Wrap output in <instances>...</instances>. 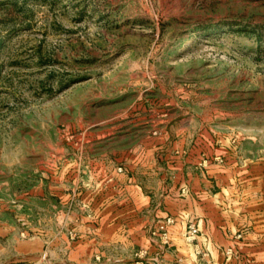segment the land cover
<instances>
[{
  "label": "rangeland",
  "instance_id": "1",
  "mask_svg": "<svg viewBox=\"0 0 264 264\" xmlns=\"http://www.w3.org/2000/svg\"><path fill=\"white\" fill-rule=\"evenodd\" d=\"M99 254L264 264V0H0V263Z\"/></svg>",
  "mask_w": 264,
  "mask_h": 264
},
{
  "label": "crops",
  "instance_id": "2",
  "mask_svg": "<svg viewBox=\"0 0 264 264\" xmlns=\"http://www.w3.org/2000/svg\"><path fill=\"white\" fill-rule=\"evenodd\" d=\"M182 228H183V223H177V224H175L172 228H171V230H173V232H175L176 234L178 233L179 234V232L182 230ZM95 243L96 244H100V243H97V241H95ZM102 243V242H101ZM91 244V241H89L88 239H86L84 242H82V243H80L79 244V249L80 250H84V255L85 256H87V253L85 252L86 250H89V249H91V247L89 246ZM181 244V245H180ZM178 243L177 245H176V247H177V249H182V248H184V249H186V250H188L189 249V247L186 245V244H183V243ZM182 246V247H181ZM100 248H101V246H99ZM94 249L96 250V251H98V249H97V247H96V245H94ZM120 254H117V256L118 257H116V258H112V260H110V261H107L104 257H103V255H101V254H99L98 255V257H99V259H97V260H94V263H90V264H139L135 259H133L132 257H123L122 255H121V257L119 256ZM168 256H169V254H167ZM166 255V256H167ZM168 258V260H163V262H165V264H172V261H170L171 260V258H169V257H167ZM187 260H186V262H189V264H196L195 263V261L193 260V259H191V258H186ZM86 261V260H85ZM84 261V262H85ZM0 264H4V263H0ZM161 264H163V263H161Z\"/></svg>",
  "mask_w": 264,
  "mask_h": 264
}]
</instances>
